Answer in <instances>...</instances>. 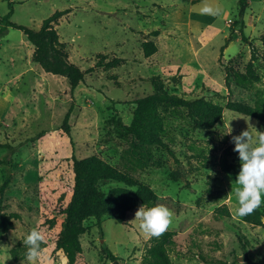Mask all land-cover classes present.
I'll list each match as a JSON object with an SVG mask.
<instances>
[{
    "label": "rangeland",
    "instance_id": "rangeland-1",
    "mask_svg": "<svg viewBox=\"0 0 264 264\" xmlns=\"http://www.w3.org/2000/svg\"><path fill=\"white\" fill-rule=\"evenodd\" d=\"M205 2L222 9L220 15L201 14ZM11 8V21L35 29L54 11L68 10L55 27L70 60L88 72L71 91L66 76L32 61L34 46L21 29L8 26L0 34V186L7 180L0 211L16 214L13 228L0 238V264H30L27 258L5 259L42 212L55 217L56 232L61 228L74 182L72 155L97 154L121 168L124 140L112 118L131 121L133 100L153 91L151 76H160L168 92L187 98L204 96L225 105L231 97L252 104L254 89L236 85L225 66L243 69L253 46L261 76L257 85L264 91V0H248L242 17L238 0H0V18ZM240 20L248 40L239 34ZM156 29L159 34H152ZM146 39L158 46L153 55L143 54ZM100 55L121 61L97 67ZM68 110L66 133L61 124ZM246 121L254 136L264 131L256 118L230 109L212 129L169 118L167 147L155 148L153 162L135 173L157 193L155 205L175 214L169 228L176 232L170 251L174 264H239L241 259L264 264V216L260 224L248 215L235 216L238 172L220 166L224 149L234 148L232 137L247 128ZM101 186L109 191L123 184ZM259 209L264 214V202ZM136 210L123 222L107 215L100 223L93 217L84 222L88 229L80 240L90 264H114L102 248L118 264L140 263L150 238L134 219ZM45 246L49 264H60L62 249L53 241Z\"/></svg>",
    "mask_w": 264,
    "mask_h": 264
},
{
    "label": "trees",
    "instance_id": "trees-1",
    "mask_svg": "<svg viewBox=\"0 0 264 264\" xmlns=\"http://www.w3.org/2000/svg\"><path fill=\"white\" fill-rule=\"evenodd\" d=\"M238 4L239 14L242 17L248 6V0H238ZM67 12L68 10L54 11L42 20L39 28L35 29L11 21V8L5 16L0 18V22L4 23L0 34L8 26L21 29L27 40L34 46L32 61L39 64L46 72L66 76L70 90L73 91L83 81L88 71L81 69L70 60L67 43L60 40L55 27V24ZM236 24H239L241 38L248 40L243 30V21H237ZM152 34L158 35L159 29L154 30ZM141 47L145 56L152 55L158 49L154 40L147 39L141 42ZM255 53L256 50L252 46L251 58L243 69L231 64L225 66L226 75L231 77L236 85L245 89H254V103L228 97L225 105H222L204 96L187 98L168 92L162 78L153 75L149 78L153 84V91L133 100L135 107L131 121L126 124L119 118H112V122L119 127L120 135L124 140L120 154V169L97 154L82 158L72 155L74 182L70 199L63 209L61 228L56 232L55 217H49L44 212L41 213L38 224L34 226L45 234L46 241H53L56 249H62L68 264H90L85 257L80 240L81 235L88 229L84 223L88 218L93 217L100 223L102 217L107 215L123 222L129 210L138 209L142 204L145 207L155 205L157 193L135 173L153 162L155 148L167 147L164 137L168 130L169 118H186L190 120L193 128L212 129L222 119L224 109H230L252 116L264 125V91L257 85L261 76L255 68ZM100 57L95 64L97 67H115L121 61L118 57L107 61H104L105 55ZM220 59L221 57L219 61ZM69 118L70 110L65 113L61 124L66 133L70 131ZM220 166L226 172H239L241 165L238 153L233 151V148H225ZM105 181H117L123 186H116L105 191L101 186V183ZM6 185L7 180L0 186L1 192ZM263 216V212L258 208L247 218L253 223L260 224ZM15 217V213L0 211V238L13 228ZM31 229L10 248L12 261L18 262L26 258L27 247L23 244V240ZM175 235L174 230L168 229L159 238H150L139 264H174L170 251L176 243ZM101 251L114 264H118L117 257L108 248H102ZM244 259H246L245 256Z\"/></svg>",
    "mask_w": 264,
    "mask_h": 264
},
{
    "label": "clouds",
    "instance_id": "clouds-1",
    "mask_svg": "<svg viewBox=\"0 0 264 264\" xmlns=\"http://www.w3.org/2000/svg\"><path fill=\"white\" fill-rule=\"evenodd\" d=\"M221 11L222 9L219 7H214L207 2L201 8V14L214 17L219 16ZM249 125L252 124L248 122L246 129L232 137L233 151L238 153L241 165L236 177L237 187L234 189L238 202V207L235 210L236 217L251 215L264 202L262 201V194H264V131L257 130L254 136ZM174 215V212L164 204H156L152 207H145L142 204L136 210L134 219L140 222L139 228L147 238H159L172 225ZM46 243L45 234L37 227L32 228L26 235L23 244L27 247L26 258L30 264H49L52 257L45 246ZM11 258L9 256L5 261ZM60 264H68L66 256L62 257ZM239 264H245V262L241 259Z\"/></svg>",
    "mask_w": 264,
    "mask_h": 264
},
{
    "label": "crops",
    "instance_id": "crops-1",
    "mask_svg": "<svg viewBox=\"0 0 264 264\" xmlns=\"http://www.w3.org/2000/svg\"><path fill=\"white\" fill-rule=\"evenodd\" d=\"M55 26H56V24H55ZM57 31H58V30H57ZM59 37H60V34H59ZM60 40L63 41L61 38H60ZM31 45H32V44H31ZM32 46H33V45H32ZM33 49H34V48H32V50H33ZM155 53H156V52H155ZM153 54H154V53H153ZM153 54H152V55H153Z\"/></svg>",
    "mask_w": 264,
    "mask_h": 264
}]
</instances>
